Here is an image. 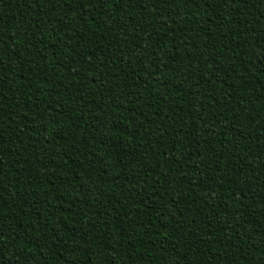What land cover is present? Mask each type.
I'll use <instances>...</instances> for the list:
<instances>
[{"label": "trees", "instance_id": "trees-1", "mask_svg": "<svg viewBox=\"0 0 264 264\" xmlns=\"http://www.w3.org/2000/svg\"><path fill=\"white\" fill-rule=\"evenodd\" d=\"M0 264H264V0H0Z\"/></svg>", "mask_w": 264, "mask_h": 264}]
</instances>
